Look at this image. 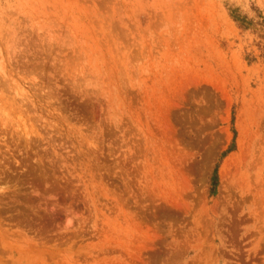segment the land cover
Masks as SVG:
<instances>
[{"label":"rangeland","instance_id":"obj_1","mask_svg":"<svg viewBox=\"0 0 264 264\" xmlns=\"http://www.w3.org/2000/svg\"><path fill=\"white\" fill-rule=\"evenodd\" d=\"M230 8L264 17L0 0V264H264V28Z\"/></svg>","mask_w":264,"mask_h":264},{"label":"trees","instance_id":"obj_2","mask_svg":"<svg viewBox=\"0 0 264 264\" xmlns=\"http://www.w3.org/2000/svg\"><path fill=\"white\" fill-rule=\"evenodd\" d=\"M229 15L232 18V20L234 22H236V24L238 25V27H240L241 29L247 30V29H252L254 31H258L256 26H260L261 28H264V17L263 16H259L260 17V22L256 23L254 22L252 19L248 18L245 15L240 14V12L238 11L237 8H230L229 9ZM262 38H264V35L261 36ZM262 50L264 51V44L262 46ZM210 183H211V187L215 188L217 185V172L216 169L214 170L211 179H210Z\"/></svg>","mask_w":264,"mask_h":264}]
</instances>
